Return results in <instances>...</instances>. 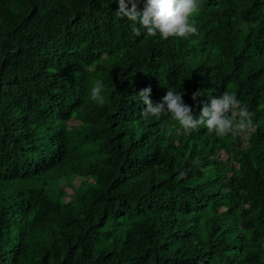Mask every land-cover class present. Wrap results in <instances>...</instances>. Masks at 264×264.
Instances as JSON below:
<instances>
[{
  "label": "trees",
  "instance_id": "16d2710c",
  "mask_svg": "<svg viewBox=\"0 0 264 264\" xmlns=\"http://www.w3.org/2000/svg\"><path fill=\"white\" fill-rule=\"evenodd\" d=\"M200 4L162 40L118 0H0V264H264V0ZM148 87L194 118L234 93L252 126L177 133Z\"/></svg>",
  "mask_w": 264,
  "mask_h": 264
},
{
  "label": "clouds",
  "instance_id": "9594fccd",
  "mask_svg": "<svg viewBox=\"0 0 264 264\" xmlns=\"http://www.w3.org/2000/svg\"><path fill=\"white\" fill-rule=\"evenodd\" d=\"M141 0H118L116 15L127 18L135 27L132 31L141 35V29L147 37H159L167 40L170 37L187 38L197 33L192 18L201 9L200 0H144L140 10ZM139 25V27H137ZM152 89L145 88L139 92L140 100L146 105L141 111L143 118L160 120L168 116L173 122L177 133H190L200 125L206 127L209 133H214L223 139L230 133H244L252 126V113L234 93L224 92L221 96L209 95V102H204L199 118H194L192 107L183 100L184 93L169 90L158 103L150 99ZM104 84L95 80L89 90V99L99 105L105 104ZM201 96L199 90L192 93V100ZM238 109L237 111H234ZM185 175L181 173V176Z\"/></svg>",
  "mask_w": 264,
  "mask_h": 264
},
{
  "label": "rangeland",
  "instance_id": "374dc122",
  "mask_svg": "<svg viewBox=\"0 0 264 264\" xmlns=\"http://www.w3.org/2000/svg\"><path fill=\"white\" fill-rule=\"evenodd\" d=\"M241 135H242V134H241ZM241 137H243V135H242ZM232 167H234V165H229V169H232ZM234 168H235V167H234ZM60 185L63 186L62 183H60Z\"/></svg>",
  "mask_w": 264,
  "mask_h": 264
}]
</instances>
